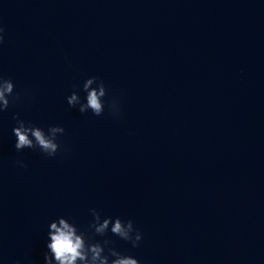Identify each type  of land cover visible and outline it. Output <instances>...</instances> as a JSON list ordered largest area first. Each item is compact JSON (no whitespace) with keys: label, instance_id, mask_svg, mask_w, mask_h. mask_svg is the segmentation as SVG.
I'll return each mask as SVG.
<instances>
[{"label":"clouds","instance_id":"obj_1","mask_svg":"<svg viewBox=\"0 0 264 264\" xmlns=\"http://www.w3.org/2000/svg\"><path fill=\"white\" fill-rule=\"evenodd\" d=\"M5 29L0 26V45L4 43ZM86 94L82 102L77 91L66 97L70 107H77L80 113L89 110L95 116H101L107 104L110 114L114 118L120 115V106L115 99L106 101L108 89L104 82L96 76L87 78L82 86ZM27 96V93L23 94ZM22 102V94L15 91V85L10 78L0 75V114L10 107ZM16 121L12 128L15 149L38 150L45 156L53 158L62 150L58 142L59 137L65 132L62 126H49L47 130L30 121L20 119L14 114ZM21 167H26L23 161H17ZM92 221L88 230L96 236L104 237L109 231L121 240L130 242L132 247H139L143 236L139 229L134 226L132 220H122L120 217L102 218L100 211L95 208L89 209ZM110 239L94 240L88 231L81 230L70 218L60 216L52 220L48 225L46 251L43 253V264H140L137 258L122 254L112 246ZM19 264V261H17Z\"/></svg>","mask_w":264,"mask_h":264}]
</instances>
